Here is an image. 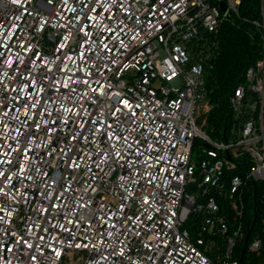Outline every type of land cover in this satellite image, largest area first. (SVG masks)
<instances>
[{
  "label": "built area",
  "instance_id": "1",
  "mask_svg": "<svg viewBox=\"0 0 264 264\" xmlns=\"http://www.w3.org/2000/svg\"><path fill=\"white\" fill-rule=\"evenodd\" d=\"M122 3L0 0V264H240L247 185L264 186V49L214 141L197 124L211 40L241 0Z\"/></svg>",
  "mask_w": 264,
  "mask_h": 264
},
{
  "label": "trees",
  "instance_id": "2",
  "mask_svg": "<svg viewBox=\"0 0 264 264\" xmlns=\"http://www.w3.org/2000/svg\"><path fill=\"white\" fill-rule=\"evenodd\" d=\"M264 0H241L239 14L233 15L229 21L218 28L211 46L216 51L213 66L207 72L206 91L210 109L201 112L197 124L212 140L228 141L230 131L236 123L230 106V96L245 82L247 70L255 66L263 56L264 31L263 24ZM198 147V142L195 144ZM198 149V148H197ZM195 155L196 159L201 157ZM264 186L248 182L245 194V213L242 220L244 233L248 224L253 222L257 194V221L253 229L249 244L257 237L261 241L258 251H248L242 264H264ZM227 206L224 204L223 209ZM237 222L230 217V224L234 227ZM246 237V236H245ZM245 238L237 246L235 256L240 260Z\"/></svg>",
  "mask_w": 264,
  "mask_h": 264
},
{
  "label": "snow or ice",
  "instance_id": "3",
  "mask_svg": "<svg viewBox=\"0 0 264 264\" xmlns=\"http://www.w3.org/2000/svg\"><path fill=\"white\" fill-rule=\"evenodd\" d=\"M98 2L101 3V4H103V3H104V0H98ZM13 3H18V0H13ZM161 3H163V0H161ZM116 4H118V0H109V8H111L112 5H116ZM119 6H120L121 8H123L122 0H119ZM176 7H179V5H176ZM95 10H96V9H90V11H95ZM125 11H126V9H125ZM99 14H100V13H98V15H99ZM128 14L130 15V13H128ZM88 19H89V21H91V20L93 19V17L89 16ZM108 19H112V14H111V13H110L109 16H108ZM85 27H88V25L82 26V27H81V31H84V28H85ZM105 27H108V26L105 25ZM108 31L111 32L112 29H111L110 27H108ZM121 31H122V29H121ZM85 34L87 35V33H85ZM104 48H105L106 50H109V49H108V45H104ZM169 79H171V77H169ZM85 83H87V81H85ZM101 87H103V86H101ZM93 91L95 92L96 89H93ZM116 95L118 96L119 93H117ZM116 102H117L118 104H122L125 108H128V109H131V108H132V105L129 103L128 100H117ZM121 111H122L121 108H115V110H114L113 113H112L113 117H115V115H116L117 112H121ZM132 115L134 116V115H136V113H135V112H132ZM108 127H111V125H108ZM116 139H117V141H119V140L122 139V137H120V136H116ZM123 139H124V140H127V137H123ZM137 143H138V142H137ZM128 146L131 147V144H129ZM112 147H114V146H112ZM13 151H16V149H13ZM24 155H25V158L27 159L28 157H27V150H26V149H25V151H24ZM115 156H116V157H121V153H120V152H116V153H115ZM3 163H6V161H0V164H3ZM20 170H21V172L24 171L23 166H21V169H20ZM4 175H5V173H4L3 171H0V178H3ZM7 179H8V180H11L12 177H11V176H8ZM28 179H31V177H28ZM5 187H9V191L6 192V191H5ZM0 195H3V196H11L10 186L5 185V184H3L2 182H0ZM12 198L15 199L14 196H13ZM143 202H144L145 204H148V203H149L148 198L145 197ZM46 211H47V210H46ZM0 212H5V209H4L3 206H0ZM7 215L11 216L12 213H11V212H8ZM4 219H5V217H4L3 215H0V221H4ZM13 235H14V233H13ZM28 247H32V246H31V245H28ZM77 247H79V245H77ZM9 251H11V249H9ZM56 254H57V255H60V253H59L58 251H57ZM33 259H34V257H33Z\"/></svg>",
  "mask_w": 264,
  "mask_h": 264
},
{
  "label": "water",
  "instance_id": "4",
  "mask_svg": "<svg viewBox=\"0 0 264 264\" xmlns=\"http://www.w3.org/2000/svg\"><path fill=\"white\" fill-rule=\"evenodd\" d=\"M221 8H222L223 11L226 10V6H225L224 4L221 6ZM257 198H258V197H257V194L255 193V195H254V202H255L254 219H253L252 224H251V223L248 224L249 229H248V232H247V235H246V238H245L244 247H243V249H242L241 258H240V264L243 263V261H244V259H245V256H246V254H247V252H248V244H249V240H250V238H251V235H252L253 229H254V227H255V223H256V221H257V210H256V207H257Z\"/></svg>",
  "mask_w": 264,
  "mask_h": 264
},
{
  "label": "rangeland",
  "instance_id": "5",
  "mask_svg": "<svg viewBox=\"0 0 264 264\" xmlns=\"http://www.w3.org/2000/svg\"><path fill=\"white\" fill-rule=\"evenodd\" d=\"M202 105H203V109H204V111L205 112H207V111H209V109H210V104H209V99H208V97H206L204 100H203V102H202ZM198 142V146L201 148V149H203V142L202 141H197ZM197 152H198V150H197V148H196V151H195V155L197 154ZM199 155V154H198ZM243 231H244V229H243ZM248 232V231H247ZM244 233V232H243ZM247 235V233L245 234V236ZM246 238V237H245ZM242 242V239H240L239 241H238V243H237V246L240 244ZM237 248V247H236ZM236 250V249H235ZM249 250V249H248Z\"/></svg>",
  "mask_w": 264,
  "mask_h": 264
}]
</instances>
